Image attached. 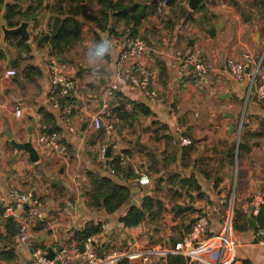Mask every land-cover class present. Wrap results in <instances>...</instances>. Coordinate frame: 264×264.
<instances>
[{
    "label": "crops",
    "instance_id": "1",
    "mask_svg": "<svg viewBox=\"0 0 264 264\" xmlns=\"http://www.w3.org/2000/svg\"><path fill=\"white\" fill-rule=\"evenodd\" d=\"M2 1L3 6L4 3L7 5L11 2ZM67 1L69 3L66 6L75 2ZM81 1L82 4L95 7L98 0ZM233 1V4L228 0L202 2L199 6L205 9L203 15L206 20L201 26H197V23L184 25L179 17V8L188 9L187 0H175L173 5H167L162 14L148 15L141 21L136 35L147 47L143 64L156 72L154 88L165 104L152 106L149 116L135 112L133 119L124 121H120L115 114L119 110L118 104L123 105L124 113L131 110L129 102L145 108H149V105L140 93L129 88H122L116 93V99L115 96L110 101L104 98L103 92L109 82L111 64L117 57V50L109 44L108 33L98 30L94 23L84 22L81 41L70 52L69 63H64L68 75L80 84L78 94L66 102V106L72 110L73 133L68 131L60 119L61 108H53L48 98L49 81L46 68L50 51L46 45L42 47L32 42L34 23L28 29L31 35L30 40L25 43L29 45L28 50L18 48L15 40L9 41L10 47H3L0 32V197L16 190L21 193L30 192L42 202L47 220L42 226L35 225L31 228L34 250L48 251L53 246L74 248L76 244L72 239L73 233L81 231L86 224L93 223L101 225L102 235L107 239V247L104 244L100 248L104 252L110 251V248H152L158 250V256L152 258L153 263L164 264L165 259L170 256L167 251L172 250L175 243L187 232L186 224H190L205 205L212 207L208 218L211 233L216 235L221 231L224 219L230 211V201L226 205L230 191L229 182L233 177L227 170L229 160L220 163V179L215 182L204 184V178L198 169L202 167L203 161L206 162L205 159H212L216 154L217 151L213 150L215 144L220 145L224 135H231L228 130L232 126L231 118L234 115L229 111L238 109L237 102L243 100L245 93V85L237 84L224 71V61H239L244 54L258 57L264 49V21L252 14L255 12L254 8L248 7L253 0ZM44 2L52 6L56 0ZM109 2L127 7L137 14L143 7L150 6L151 0ZM24 5L32 7L34 3L30 1ZM97 10H92V13L97 15ZM246 10L248 12L244 14ZM49 16L44 11L36 22V32L48 33L51 30L48 26ZM198 16L197 13L193 14V20L196 21ZM222 20L223 28L213 39L201 31L202 28L214 29ZM109 25L113 29L111 36L117 38L125 28L123 22L113 26L112 21H109ZM178 49L196 53L204 60L208 76L203 87H197L192 82L177 81L171 57ZM29 66L38 70L39 75L34 74L37 73L35 71L34 75L29 73V79L26 78ZM7 70H14L16 75L5 78ZM226 96L229 97L221 99ZM220 101L225 104L221 106ZM104 103L113 109L109 116H102V125L112 124L114 131L110 134L104 132L98 138L92 127V118L103 110ZM17 109L22 111L20 118L14 115ZM220 110H224L225 119L221 123ZM40 111L51 117L50 125H42ZM245 116L247 128L233 185L235 211L242 214V219L233 214L238 225L247 224L246 219H253L259 212L252 195L264 198V101L258 102L254 99L250 102ZM153 122L157 124L154 126ZM161 126L166 131L161 130ZM29 128L34 148L40 156L37 164L31 163L24 154L16 158L14 149L4 136V132L9 130L16 142L23 143L27 141ZM176 128L182 131L181 136L191 140V146L181 147L178 143H173ZM45 129H48L47 134L42 132ZM50 135L55 136L57 144L65 146L64 153L41 148L39 138ZM101 144H106L107 147L111 145L112 155L121 154L126 157L127 166L134 178L127 180L110 174L109 165L101 164L97 160V151ZM123 152H129L130 155L122 154ZM227 154L228 151L224 150V158L230 156ZM13 159L15 162H12ZM145 163L153 164V171L149 170L152 183L148 188H141L135 183V173L141 171ZM210 163L215 162L213 160ZM89 173L108 178L129 189L130 198L120 211L108 215L104 211L88 207ZM192 175L200 192L190 190L180 182ZM156 179L163 180L160 191H154L153 181ZM148 197L163 204L158 222L142 223L125 232L119 231L116 226L120 218L131 207L140 209L143 200ZM68 204L72 207H67ZM5 225L0 210V252L13 249L12 240H5ZM70 229L73 231L67 234ZM254 231L249 230L248 225L245 231L234 229L233 264H242L243 261L264 264V248L258 244ZM15 253V261H0V264L28 263L30 253L27 247H19L15 249ZM185 259L197 264L190 258ZM211 260H214V256H211ZM71 264H80V261L73 256ZM117 264L135 262L126 260Z\"/></svg>",
    "mask_w": 264,
    "mask_h": 264
},
{
    "label": "built area",
    "instance_id": "2",
    "mask_svg": "<svg viewBox=\"0 0 264 264\" xmlns=\"http://www.w3.org/2000/svg\"><path fill=\"white\" fill-rule=\"evenodd\" d=\"M167 7V2H162L157 8L160 12ZM33 37L38 32L33 31ZM31 37V35H30ZM110 45L117 50V57L111 64V75L105 91L104 98L107 101L113 100L116 93L122 88H129L140 93L147 108L152 111V106L164 105V99L160 97L154 84L156 82V72L143 64L147 47L145 42L137 35L131 33V27H125L118 38H113ZM176 79L179 83L192 82L197 87H203L206 84L208 71L203 59L196 53L184 50H175L172 54ZM249 67L248 74L245 73ZM49 81L48 98L51 100L53 108L62 110L61 121L65 123L70 133L74 132L72 125V110L66 106V102L72 96L78 94L80 84L77 80L68 75L67 68L58 59L49 55L46 68ZM224 71L231 76L237 84H245L246 101L251 96H255L258 102L264 101V49L258 57L249 54L242 55L239 61L226 59L224 61ZM14 70H7L5 78L14 77ZM103 110L92 118V127L98 132L104 129L106 134L113 133L112 124L102 125V116L110 115V107L103 104ZM16 118H20L22 111L17 109L14 112ZM182 131L176 128L174 131V144L181 147L191 146L192 142L188 138L181 136ZM44 150H52L58 153L66 151L65 146L56 142L54 135L43 136L38 140ZM107 145L101 144L97 151V160L101 164H109L110 157L106 158ZM119 157V166H127V159L124 155ZM110 168V174H114V169ZM150 163H145L141 171L135 173L136 185L141 188H148L151 185V175L149 170ZM252 200L260 208L264 206V198L260 195H252ZM67 207L71 208L70 204ZM1 218L5 222L12 221L17 226V232L12 239L13 249L25 246L30 253L27 264H71L73 256L79 259L80 264H117L122 261H133L135 264H154L152 258L158 256V250L148 248L139 250L129 248L116 250L110 248V251L104 252L100 249L102 237L92 236L82 243V251L79 247L68 248L62 246H53L52 259H46L47 250L37 252L32 248L31 228L38 223H44L47 220L43 204L34 194L27 192L21 193L11 190L6 196L0 197ZM212 210L210 205H205L193 223L186 224L187 232L181 239L175 243L172 250H169L170 256H179L190 258L197 264H233L235 242L233 240L234 218L232 209L227 213L222 224L221 231L214 235L211 233L209 215ZM116 228L125 232V228L118 223ZM255 238L260 246L264 248V227H257L254 231ZM106 244V243H105ZM214 256V260H211Z\"/></svg>",
    "mask_w": 264,
    "mask_h": 264
},
{
    "label": "trees",
    "instance_id": "3",
    "mask_svg": "<svg viewBox=\"0 0 264 264\" xmlns=\"http://www.w3.org/2000/svg\"><path fill=\"white\" fill-rule=\"evenodd\" d=\"M32 1L34 6L25 7L24 3ZM167 2V5H172V0H163L162 2ZM81 0H75L74 4L71 6H66L69 2L67 0L56 1L52 6L46 4L45 11L50 14L48 20V26L51 27V30L48 33H39L36 37L32 38L33 43H38V40L41 38L42 41L39 44L40 46L46 45L50 51V55L55 56L60 63L68 62L70 58V52L78 45L81 41L82 37V28L84 22H91L96 24L98 30L101 32H109L112 34L113 29L112 25H109V21H112L113 26L117 23L123 22L125 27H131V33L136 35V29L139 27L141 21L147 17V15H152L156 12L159 5L162 3L159 0H151L150 7H143L145 9L144 14H134L133 11L127 7H122L119 4H113L112 2H108V0H98L97 5H99V9L97 10V15L92 13L91 7L86 3H81ZM44 0H11L9 4L5 6L3 12V22L7 29L16 28L22 19V10H26L29 15L36 13L43 5ZM235 5V4H234ZM3 6V1L0 0V14ZM250 8H255L256 10L264 9V0H253L252 3L249 4ZM179 17L184 20V25L190 23H198L202 20V13L205 12L203 6H199L196 11H184L182 9L178 10ZM199 14L198 19L195 21L192 18L193 14ZM37 21L34 22V29L37 28ZM201 26V24L199 25ZM11 40H15L16 46L18 48H26L29 49V45L20 41L18 37H10L7 40V47H10ZM145 40V38H144ZM2 56L0 55V58ZM69 63V62H68ZM28 73L26 74V78L29 79V73L38 74V70L29 66L27 68ZM33 74V75H34ZM117 96H115V99ZM131 105V110L128 113H124L123 105H119V110L116 111V115L119 117L120 121H124L127 119H133L135 112H140L145 116L150 115V111L145 108L143 105H138L132 102L128 103ZM112 107L110 111H112ZM40 115L43 118L44 126L50 125L52 123L51 117L46 115L44 112L40 111ZM154 126L157 124L155 122L152 123ZM121 131V128L118 127ZM161 130L166 131V128L161 126ZM55 131L54 128H52ZM57 131V130H56ZM47 134L48 129L42 131ZM104 130H99L97 132L98 138L102 136ZM243 148L242 142L238 144V152L237 158L240 157V151ZM122 154L130 155L129 152H123ZM231 156H227L221 160L222 163L225 160L230 161ZM109 167L114 169L115 176H121L125 179L134 178L131 173V170L128 166L124 168L119 166V157L116 155H112L110 153ZM230 165V164H228ZM153 164H151L150 171H153ZM150 173V172H149ZM89 186L88 193L90 196V200L88 201V207L92 210L104 211L108 215H113L120 211L130 198L129 189L126 186H121L116 182L108 178L101 177L95 174L87 175ZM180 182L184 184V186H188L190 190H195L200 192V188L196 185V180L193 175L190 178L181 179ZM163 180L156 179L153 181L154 191H160ZM163 204L157 201L155 198H145L143 200L142 206L140 209L131 207L129 208L124 216L120 218L119 223H121L125 228L131 229L135 228L142 223L145 224H156L158 222V217L162 214ZM179 212L182 210L177 209ZM234 214L238 219H242L240 214L237 211H234ZM259 227H264V206L259 208L258 214L253 218ZM193 223V221L191 222ZM42 223H38L37 226H42ZM233 228L236 231H245L247 228V224L238 225L236 224V220H234ZM17 232V226L12 221L6 222L5 225V235L6 241H11L14 235ZM101 236L102 239L105 236L102 235L101 225H94L93 223L86 224L81 231L73 233V240L77 247L81 246L82 243L89 237L92 236ZM15 250H7L0 252V261L6 263H12L16 260ZM164 264H192L189 259H185L179 256H168L165 259ZM242 264H251L249 261H243Z\"/></svg>",
    "mask_w": 264,
    "mask_h": 264
},
{
    "label": "rangeland",
    "instance_id": "4",
    "mask_svg": "<svg viewBox=\"0 0 264 264\" xmlns=\"http://www.w3.org/2000/svg\"><path fill=\"white\" fill-rule=\"evenodd\" d=\"M172 1H173V3L175 2V0H172ZM228 2L232 3V4L234 3L233 0H228ZM146 7H150V6L147 5ZM146 7H145V9H146ZM248 7H249V5H248ZM97 8H99V5L96 4L95 7L92 6L90 9L94 11V10H97ZM145 9L139 10L138 15L141 13L144 14ZM164 9L165 8H163L160 12H157V10H156V12L154 14L157 13L158 15H160L164 12ZM179 9H182L185 12L190 11L187 8L186 9L185 8H179ZM246 12H248V11L246 10L244 12V14ZM252 14H254L255 16H259V18L262 21H264V9L261 11L255 9V12ZM243 17L245 19V16H243ZM205 20H206L205 16L202 13V20L197 23V26H199L200 24L204 25ZM183 23H184V20H183ZM188 24H190V23H188ZM262 28H264V23L262 25ZM106 33H108L109 37H110L109 44L111 43L113 38H117L114 36L112 37L111 36L112 34H110L109 32H106ZM254 99L256 100L255 96H252V97L250 96L249 99L246 101V91H245V93L243 95V100L240 102H237L238 103V109L237 110L234 109V110L229 111V112L233 113V115H234V117L231 118V120H232L231 124L236 130L230 136L229 135L227 136V134L224 135L225 138L222 139V141L220 140V145L215 144V148H213V150L217 151L216 154H214L212 159H205L206 162L203 161L202 167L198 169L202 173V176L204 178V181H203L204 184H208L210 182L217 181L218 178L220 179L218 173H219L220 169L222 168V165L220 163H221V160L223 159V151L224 150L228 151L227 155H230L231 158H230V161H228V164H230V165L227 164V170H229L230 175H233V177L229 182L230 191L228 193L226 205L228 206V201H230V208L232 209V214H234V211H235V201H234V195H233V185L235 184L234 175L237 173V166L240 162V158H237V152H238L237 148H238V144L240 142H243V138L245 136V129L247 128V124L245 122V118H246L245 113H246L247 105H249L250 102L254 101ZM224 104H225L224 101H220L221 106H223ZM222 121L225 122L224 110H220V123ZM224 128L225 127L223 126V130H224ZM224 132H225V130H224ZM213 160L215 163H210V161H213ZM151 183H152V178H151ZM105 247H107V244Z\"/></svg>",
    "mask_w": 264,
    "mask_h": 264
},
{
    "label": "water",
    "instance_id": "5",
    "mask_svg": "<svg viewBox=\"0 0 264 264\" xmlns=\"http://www.w3.org/2000/svg\"><path fill=\"white\" fill-rule=\"evenodd\" d=\"M204 1H212V0H187V7L191 12H194L197 10L199 5ZM108 2H109V0H108ZM5 6H6V4L4 3V6L2 7L1 14H0V32L2 35V37H1L2 46L3 47L7 46V40L10 37H18L20 41L27 43L30 40V33L28 30L29 26L31 23H34L35 21H37L42 16V14L45 11L46 3L44 2L42 7L36 13H34L32 15H29L25 9L22 10V19L20 21V24L14 29H7L6 26L4 25L3 12L5 9ZM223 25H224V20H222L221 23L212 30H206V29L202 28L201 31L204 32L209 38L213 39L215 37L216 33L221 31V29L223 28ZM41 41H42V39L40 38L38 40V44H40ZM248 72H249V67L246 68V70H245L246 74H248ZM228 97L229 96H226V97H223L221 99L224 100L225 98H228ZM116 110H117V108H116ZM235 130L236 129L233 126H230L229 130H228V134H232ZM27 132H28L27 141L23 142V143L16 142L13 139L12 134L9 132V130L4 132V136H5L6 140L9 142L10 146L14 149L16 158L19 157L21 154H24L27 156L28 160L31 163L37 164L40 160V156H39V153L37 152V150L34 148L31 128L27 129ZM111 149H112V146L109 145L107 147V152H106V158L107 159L110 157ZM12 162H15V159H13ZM246 223L248 225L249 230H256L257 224L253 219L247 218ZM72 231H73V229L68 230L67 234H70ZM106 240H107L106 238H103L101 240L100 248H102L104 246V244L106 243ZM79 249H80V251H82V246H80ZM45 257L48 260L52 259L51 249L48 250V253Z\"/></svg>",
    "mask_w": 264,
    "mask_h": 264
}]
</instances>
